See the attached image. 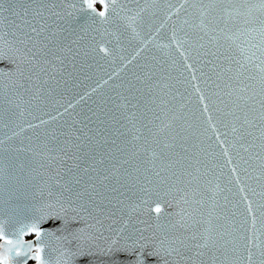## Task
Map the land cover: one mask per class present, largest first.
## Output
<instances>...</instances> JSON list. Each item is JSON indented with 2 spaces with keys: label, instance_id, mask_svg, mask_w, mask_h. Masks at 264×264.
I'll use <instances>...</instances> for the list:
<instances>
[{
  "label": "snow or ice",
  "instance_id": "snow-or-ice-1",
  "mask_svg": "<svg viewBox=\"0 0 264 264\" xmlns=\"http://www.w3.org/2000/svg\"><path fill=\"white\" fill-rule=\"evenodd\" d=\"M96 2L104 10L97 12ZM145 3L140 0L136 8H127V0H73L72 7L83 14V23L73 27L60 23L65 14L55 10L57 0H9L7 8L5 0H0V153L3 127L13 121L19 107L17 86L4 87L5 77L16 73L23 77L24 69H28L30 79L42 74L55 79V72L65 66V53L71 51L70 37L98 23L114 29L118 38L115 44L109 43L115 56L119 53L116 45L124 39L156 28L161 12L174 21L165 45L170 49L167 58L145 59L131 79L125 77L113 84L115 96L107 95L92 115L81 121L84 127L77 131L83 139L77 135L71 147L59 148L74 161L57 181L60 196L67 191L75 193V199L57 196L37 206L33 202L35 160L17 155L5 165L0 155V240L4 241L0 244V264H21L17 257L33 259L37 264H60L52 258L56 250L65 258L63 264H76L85 257L88 264H170L169 257L187 255L193 248L201 249L196 255L208 256L211 264H264V203H258L254 210L251 199L260 193L251 185L240 187L237 194L244 195L233 205L235 208L247 201L245 211L252 215V228L259 233L249 235L247 218L237 225L236 211H218L227 209L232 201L225 196L221 204L215 193L210 195L211 181L203 178L209 173L202 171L203 161L194 166L189 153L193 138L206 136L211 140L209 133L223 127L231 137L224 131L215 139L224 137L221 154L228 157L225 166L232 165L231 172L237 174L235 183H242L238 175L241 167L248 173L258 165L260 172L255 179L264 178V0H183L178 7L171 2L167 6H142ZM5 20L10 25L7 30ZM95 33L89 45L92 51L85 53L93 60L96 54L108 52L107 46L97 44L99 28ZM191 101L195 110L187 106ZM230 148L236 150V159ZM239 149L248 155L241 156ZM105 156L111 167L106 164L101 170L97 162L105 163ZM40 176L43 181V174ZM107 180L119 185L112 187L113 192L126 190L131 193L129 199L135 197L140 204H150L154 195L166 198L175 188L183 205L177 223L185 232L196 230L180 238L174 235L177 224L169 221L160 224V237H148L142 231L137 235L138 230L128 231L130 216L124 230L103 245L83 240L84 229L77 226L83 213L91 216L99 209L114 215L124 203L117 197L113 204L104 191L111 187L105 184ZM217 189L225 191L219 185ZM48 191L51 195L52 188ZM66 203H78L81 211L70 212ZM129 207L135 211L132 204ZM154 211L161 213V206L157 204ZM5 216L12 227L25 219L31 223L6 233L2 223ZM32 233L38 242L35 247L23 240ZM9 234L15 239L6 238ZM54 242L60 247L53 248Z\"/></svg>",
  "mask_w": 264,
  "mask_h": 264
},
{
  "label": "water",
  "instance_id": "water-1",
  "mask_svg": "<svg viewBox=\"0 0 264 264\" xmlns=\"http://www.w3.org/2000/svg\"><path fill=\"white\" fill-rule=\"evenodd\" d=\"M79 3V0H76ZM107 2V0H105ZM123 2V0H121ZM171 2L179 6V3L183 0H146V3L142 6H150L155 3L157 5L167 4ZM58 7L56 11H60L65 15L61 17V24H71L75 27L79 23H83V14L79 11V8H73V0H57ZM140 3V0H127V8H136ZM5 7H9V0H5ZM87 8V5H84ZM95 9L97 12L104 10L103 5L100 2L95 3ZM71 13V15H67ZM5 16L9 13L5 12ZM99 19V18H98ZM174 21L169 20L163 12L156 19V28H153L150 32H146L140 36L124 39L122 44L116 45L119 49L118 55H111V44H115L117 35L114 29L104 24H96L91 26L85 31L77 30V33L70 37L69 46L71 51L65 53L67 60L63 69L55 72V79L50 78L49 74H42L39 77L33 75L29 78V70L24 69L25 75L21 77L19 73L14 74L11 78L5 77L3 86L8 87L13 83L17 86L15 93V99L19 104L16 109V115L10 124L5 123L6 127H3V152L0 155L4 158L5 165L9 164L13 158L19 155L21 158L32 157L36 162L37 173L36 175V189L34 196V203L39 206L50 200H54L57 196H60V189L57 185V181L60 177L64 176L69 166L74 164V161L64 153L59 151L60 147H71V141L75 139L77 135L83 136L77 131L84 125L81 123L87 116L92 115V111L97 109L100 102L106 98L107 95L115 96L113 91V84L118 83L123 78H132V73L138 71L140 66L145 64V59L149 62L155 58L160 60L161 57L167 58L169 48L165 47L168 44V38L171 36V24ZM3 27L7 30L10 25L8 20H5ZM99 28V34L96 35L97 44H103L108 47L107 53L96 54V59L93 60L91 56L86 55V51H92L89 45L92 43V36L95 30ZM112 33V35H109ZM7 47V45H5ZM172 47H175L173 44ZM139 61V65L137 64ZM136 66L135 68L133 66ZM7 67V64L4 65ZM171 70V69H170ZM49 73H53L54 69L49 67ZM21 85H23L21 87ZM187 106L195 110V102H186ZM196 116H199V112H196ZM189 120L191 121V114H189ZM229 131L221 127L217 133H209L212 139L209 140L206 136H200L199 139L193 138L190 141L189 153L190 158L194 166L198 165V161H203V170L208 171V175L204 176V180L211 181L209 187L212 189L210 195L215 193L216 198L224 203V197L227 196L232 201L228 205L227 209H218V211H226L229 214L232 211L237 212L235 223L242 225L243 221L247 218L248 224L245 225L249 229V235L254 232L258 235L256 229L252 228V215L245 211L247 201L240 203L237 207H233L236 201L240 200V197L244 194H237L240 187L245 185H251L255 187L259 195L251 197L253 202V209H257L258 203H264V178L259 181L255 179L259 175L260 169L257 165L254 169H249L248 173H245L242 169H238V175L242 181L241 184L235 183L236 175L231 172L232 165H226L225 161L228 157L223 156L222 148L220 147L221 141L224 137L221 135L220 140L215 139L221 132ZM229 137L231 132L229 131ZM17 150H20L17 152ZM177 151H180L179 147ZM232 158L235 157V149L230 148ZM241 156H247L243 149H239ZM151 153H149V156ZM64 157L62 160L61 157ZM105 163L97 162V168L103 170L107 164V157L104 158ZM43 162V167L40 163ZM111 167L110 164H107ZM40 173L43 174V182L41 180ZM93 176L96 173H92ZM103 178V177H101ZM231 181V183H230ZM60 183H63L61 180ZM105 184L111 187L105 188L104 191L112 199L113 204L116 203V198L119 197L124 201L122 205H119L115 214L111 211H101L97 209L91 216L87 212L83 213V218L80 220L78 227L84 229L83 240L91 241L93 243L103 245L106 239L115 238L121 231L124 230L125 223L128 222L129 217H132L131 224H129L128 231L138 230L137 235L142 231L145 236L148 237H160L162 235L160 231V224L171 222L177 224L174 230V235L180 238L188 237L193 234L196 229L193 228L187 232L179 227L177 223L180 221V208L183 207L179 202V196L176 194L175 188L166 197L152 196L150 204H140L135 197H132L131 193L126 190L113 192L112 187L119 188L115 180H107ZM219 185L220 191L217 189ZM49 187L52 188V194H49ZM231 188V193L226 189ZM41 189L43 191L41 192ZM166 190V189H165ZM124 192V195H121ZM247 192V189H246ZM69 196L75 199V193L63 192L61 199L67 200ZM87 200V196L84 197ZM135 208L132 210L129 205ZM159 204L161 206V213L157 214L154 211L155 206ZM65 207L69 211H81L77 204L69 205L65 204ZM112 205H109L111 208ZM123 209V212L120 209ZM161 219L158 221L157 217ZM6 233L21 228L24 224H30V219H25L23 223L15 224L12 227L8 221V217H3L2 220ZM261 220L257 216L256 224L259 228ZM199 231H203V227L199 228ZM8 239H15L10 234L6 237ZM25 243H32L34 247L38 243L35 238V234H28L23 236ZM4 241L0 240V244ZM203 243V241H201ZM60 246L53 243V248H59ZM71 247H75L72 245ZM66 250V249H65ZM48 251L47 249L45 250ZM201 249L193 248L187 255H172L169 257L170 264H211V260L208 256L203 258L196 255ZM34 254V253H33ZM191 256L192 259L188 257ZM53 260H59L60 264H63L64 257L59 250L52 252ZM17 260L23 264V261L27 259V264L32 261L31 264H37L33 259L26 257H17ZM76 264H88V259L80 258L76 261Z\"/></svg>",
  "mask_w": 264,
  "mask_h": 264
},
{
  "label": "flooded vegetation",
  "instance_id": "flooded-vegetation-1",
  "mask_svg": "<svg viewBox=\"0 0 264 264\" xmlns=\"http://www.w3.org/2000/svg\"><path fill=\"white\" fill-rule=\"evenodd\" d=\"M32 263V261H30V263L29 264H31Z\"/></svg>",
  "mask_w": 264,
  "mask_h": 264
}]
</instances>
